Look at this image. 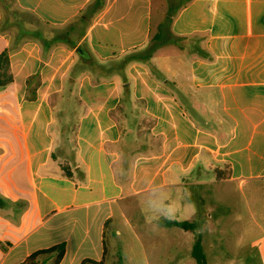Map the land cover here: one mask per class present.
Segmentation results:
<instances>
[{
	"label": "crops",
	"instance_id": "0c3cea01",
	"mask_svg": "<svg viewBox=\"0 0 264 264\" xmlns=\"http://www.w3.org/2000/svg\"><path fill=\"white\" fill-rule=\"evenodd\" d=\"M170 2L168 41L121 69L157 30L153 0H0V264L57 244L59 264H123L105 243L120 203L264 181V0ZM200 205L151 222L196 230ZM251 255L264 264V237Z\"/></svg>",
	"mask_w": 264,
	"mask_h": 264
},
{
	"label": "rangeland",
	"instance_id": "374dc122",
	"mask_svg": "<svg viewBox=\"0 0 264 264\" xmlns=\"http://www.w3.org/2000/svg\"><path fill=\"white\" fill-rule=\"evenodd\" d=\"M153 6L158 9L152 16L155 30L174 7L170 0H153ZM120 204L129 210L127 224H110L105 243L108 253L114 251L123 257V264H196L191 250L198 232L204 237L201 252L206 264H259L251 254L254 243L264 237V181H249L239 188L221 182L197 189L177 187L134 196ZM199 205V224L196 222L198 227L192 232L175 227L164 231L151 222L173 215L184 220Z\"/></svg>",
	"mask_w": 264,
	"mask_h": 264
},
{
	"label": "trees",
	"instance_id": "16d2710c",
	"mask_svg": "<svg viewBox=\"0 0 264 264\" xmlns=\"http://www.w3.org/2000/svg\"><path fill=\"white\" fill-rule=\"evenodd\" d=\"M170 31L168 27V20H165L161 24L158 25L156 32L153 34L150 39L149 45L142 51L132 52L128 54L123 60L120 61L119 65H121V69H123L127 64L131 62H148L152 57L153 53L156 51L158 47L165 44L168 41ZM45 43V42H44ZM38 78V74H35L30 77L31 82ZM12 81V75L10 72V65L8 59V52L4 50L0 53V87H3ZM28 83L27 85V97L29 99H33L35 97V88L36 85ZM53 156V155H52ZM66 175L68 172L67 168H63ZM217 179H220L218 176ZM167 225H171L177 227L183 231L193 230L195 228V223L193 221H165ZM64 254V245L57 244L47 249L37 250L31 253L29 256L25 258L19 264H44L45 261L49 262V264H59L61 258ZM191 255L196 261V264H206L204 260V256L201 252L200 240L196 238L195 243L193 245ZM85 263L89 264H102L101 261L96 262L92 260H86ZM116 264H122L121 260H119Z\"/></svg>",
	"mask_w": 264,
	"mask_h": 264
}]
</instances>
